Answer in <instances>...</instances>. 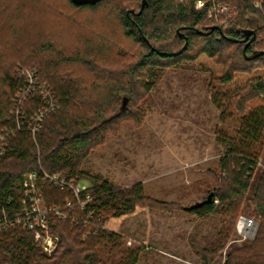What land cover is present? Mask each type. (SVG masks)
Here are the masks:
<instances>
[{"label": "rangeland", "instance_id": "obj_1", "mask_svg": "<svg viewBox=\"0 0 264 264\" xmlns=\"http://www.w3.org/2000/svg\"><path fill=\"white\" fill-rule=\"evenodd\" d=\"M39 2L0 0V72L15 62L17 67L32 62L38 69L57 68L58 75L66 72L67 77L82 79L86 93L93 96L91 89L96 94L104 91L101 85L105 81L96 88L89 79H143L140 73L132 78L131 69L145 48L124 38L118 17L106 10L110 1L96 10H77L68 0H57L67 10L61 18L66 26L60 28L45 9L36 15ZM125 2L133 3L122 0L123 5ZM70 19L83 22L73 25ZM45 23L48 29L41 27ZM94 49L97 55L92 53ZM78 53L95 63L96 72L86 63L64 59ZM157 71L150 89L139 83L134 94L120 92L115 110L106 114L114 119L107 125L104 141L81 159L79 178H73L87 185L106 179L118 188L141 182L148 197L133 212L109 214L104 219L103 228L117 237L115 243L108 237L100 242L98 253L106 264H129L134 255L138 256L134 264H226L229 252L250 243L255 235L244 237L235 220L224 246L213 256L212 246L226 225L223 216L219 210L195 213L183 207L206 198L217 187L220 158L236 137L243 114L236 106V93L252 77L264 76V69L236 71L231 81H223L224 63L202 53L194 61ZM1 79L0 74V83ZM124 95L129 100L122 111ZM247 105L248 110L264 105V95L248 100ZM260 161L263 165L264 139ZM262 165L252 176L254 185ZM43 183L39 186L48 206ZM252 197L251 192L238 214L259 223ZM54 251L43 250L48 256Z\"/></svg>", "mask_w": 264, "mask_h": 264}, {"label": "trees", "instance_id": "obj_2", "mask_svg": "<svg viewBox=\"0 0 264 264\" xmlns=\"http://www.w3.org/2000/svg\"><path fill=\"white\" fill-rule=\"evenodd\" d=\"M68 1L77 10H96L110 1L105 5L106 10L118 17L124 38L145 48L131 69L132 78L136 73L144 74V77L141 81L89 79L96 88L101 80L105 81L101 85L104 91L96 94V89H91L93 96L86 93L87 86L82 79L67 77L65 71L58 75L57 68L40 66L38 69L30 60L31 63L23 62L19 67L15 62L9 70L0 72V134L6 139V151L0 157V210L5 209L9 214L20 207L26 172L35 170L40 173L44 169L60 172L68 178H79L81 159L93 146L104 141L107 125L114 119L107 118L106 114L115 110L120 92L134 94L139 83L150 89L151 80L158 76L157 70L194 61L202 53L224 63L223 81H231L236 71L264 69V13L254 6L256 0H219L234 8V14L223 23L210 20L206 8L196 9L197 0H132L133 3L129 1L125 5L122 0H102L95 5H77ZM39 6L38 17L45 9L46 15H53L51 19L55 20L56 27L66 26L62 19L67 10L61 8L57 0H41ZM69 22L79 25L83 21ZM41 27L48 29L46 23ZM246 31L255 35L246 38ZM92 53L97 55L98 51L94 49ZM64 59L86 63L93 72L98 69L93 61L80 53ZM20 68L34 69L39 82L49 86L57 104L35 135L30 124L45 101L36 90L19 96L25 87ZM236 94V106L243 114L236 137L220 158L217 187L210 191L214 193L212 201L188 211L208 213L219 210L223 216L226 225L212 246L214 256L224 246L245 198L252 192L260 215L255 237L250 243L231 250L226 264H264V164L259 181L255 185L252 182L263 146L264 105L250 110L247 105L248 100L264 95V76L252 77L247 87ZM124 97L129 100L128 96ZM19 107L24 114L16 112ZM126 109L121 108L122 111ZM98 179L97 183L90 185L93 199L83 209L66 208L65 201L72 197L71 193L43 183L48 207L57 206L67 215L65 219L52 213L49 216L50 232L59 237L57 249L48 256L34 241L32 231L20 226L5 229L0 231V264H106L97 245L107 237L115 243L117 235L103 228L104 219L109 214L118 216L133 212L136 205L148 197L141 182L118 188L106 179ZM203 258L208 260L205 256ZM137 260L138 256L134 255L129 264Z\"/></svg>", "mask_w": 264, "mask_h": 264}, {"label": "built area", "instance_id": "obj_3", "mask_svg": "<svg viewBox=\"0 0 264 264\" xmlns=\"http://www.w3.org/2000/svg\"><path fill=\"white\" fill-rule=\"evenodd\" d=\"M185 2L186 0H178ZM254 6L261 9L264 13V4L262 0H256ZM195 8L202 10L207 9V15L210 20L219 21V23L227 22L234 14V8L222 3L219 0H197ZM21 76L25 79V87L20 91L19 96L28 92L39 91V95L43 98L44 106L39 109L32 118L30 129L33 135L39 130L45 118L57 108V104L53 99L49 86L39 82L38 74L35 70L22 68L19 70ZM19 103V102H18ZM18 114H24L21 108H17ZM6 151V139L0 134V157ZM262 161H258V166H261ZM263 166V165H262ZM48 183L62 190H67L71 193L65 201V207L69 209L84 208L92 199L90 185L82 183L80 180L68 178L60 172H48L41 169L30 171L24 178L23 195L20 199V207L9 214L5 209L0 210V231L14 227H23L33 233L34 241L44 251L51 253L57 246L59 237L50 232V214L57 215L61 218H66L64 213L57 206L49 208L44 205V196L40 190V183ZM218 202L217 199H215ZM258 222L253 217L241 214L239 215L236 228L244 237H254Z\"/></svg>", "mask_w": 264, "mask_h": 264}, {"label": "water", "instance_id": "obj_4", "mask_svg": "<svg viewBox=\"0 0 264 264\" xmlns=\"http://www.w3.org/2000/svg\"><path fill=\"white\" fill-rule=\"evenodd\" d=\"M72 1H73V3H75L77 5H84V4L95 5L96 3H98L102 0H72ZM252 34L255 35L254 32H252V31H246V35H247L246 38H248ZM127 101H128V98L124 97L123 102H122V106H121L122 109L126 108ZM213 195H214V193L210 192L206 198H204L200 201H197L191 205L184 206L183 208L185 210H194V209H197L199 207H202L203 205L210 203L212 201Z\"/></svg>", "mask_w": 264, "mask_h": 264}]
</instances>
